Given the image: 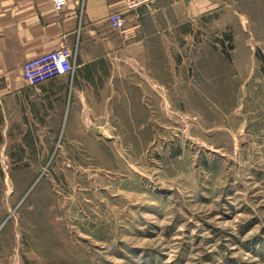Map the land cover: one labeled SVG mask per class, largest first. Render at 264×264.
Segmentation results:
<instances>
[{
  "label": "rangeland",
  "instance_id": "obj_1",
  "mask_svg": "<svg viewBox=\"0 0 264 264\" xmlns=\"http://www.w3.org/2000/svg\"><path fill=\"white\" fill-rule=\"evenodd\" d=\"M258 4L212 0L164 44V105L139 118L59 138L64 118L0 108V264H264Z\"/></svg>",
  "mask_w": 264,
  "mask_h": 264
},
{
  "label": "crops",
  "instance_id": "obj_2",
  "mask_svg": "<svg viewBox=\"0 0 264 264\" xmlns=\"http://www.w3.org/2000/svg\"><path fill=\"white\" fill-rule=\"evenodd\" d=\"M256 6L264 10V4ZM125 8V0H67L61 9L55 0H0L3 117L64 118L62 128L59 120L58 127L52 125L59 138H71L77 137L70 132L79 131L72 124L80 118H139L133 108L162 107L164 44L177 49L191 37L212 0H157ZM117 10H126L121 27L110 19ZM62 46L74 50V71L29 84L25 63Z\"/></svg>",
  "mask_w": 264,
  "mask_h": 264
},
{
  "label": "built area",
  "instance_id": "obj_3",
  "mask_svg": "<svg viewBox=\"0 0 264 264\" xmlns=\"http://www.w3.org/2000/svg\"><path fill=\"white\" fill-rule=\"evenodd\" d=\"M67 0H55L56 7L61 9ZM157 0H125L126 10H135L142 6H150ZM117 10L113 12L110 19L114 27L124 25L125 11ZM74 50L69 46L51 50L38 57L32 58L25 63L24 76L31 85H39L52 78L70 73L75 68Z\"/></svg>",
  "mask_w": 264,
  "mask_h": 264
}]
</instances>
